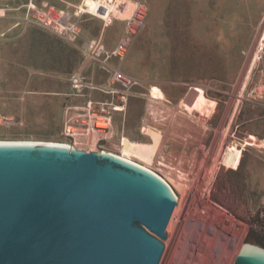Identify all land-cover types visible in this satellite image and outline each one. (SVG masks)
Returning <instances> with one entry per match:
<instances>
[{"label": "rangeland", "instance_id": "rangeland-1", "mask_svg": "<svg viewBox=\"0 0 264 264\" xmlns=\"http://www.w3.org/2000/svg\"><path fill=\"white\" fill-rule=\"evenodd\" d=\"M140 3L146 4L145 28L134 37L123 72L134 82L129 95L149 90L173 104L169 109V103L158 102L164 98L149 95L158 100L151 103L153 120L161 119L167 129L162 149L177 156L151 167L178 197L159 264H235L242 245L253 243L248 234L257 239L256 223L264 222V48L259 51L264 0ZM88 111V104L82 109L53 105L45 121L32 120L30 127L7 124L0 139L65 146V124L73 114L87 118ZM151 135L152 146L125 139V154L143 161L141 152L154 155L161 135ZM100 144L116 151L120 135ZM78 147L100 149L94 142Z\"/></svg>", "mask_w": 264, "mask_h": 264}, {"label": "water", "instance_id": "water-1", "mask_svg": "<svg viewBox=\"0 0 264 264\" xmlns=\"http://www.w3.org/2000/svg\"><path fill=\"white\" fill-rule=\"evenodd\" d=\"M111 152L0 143V264H159L178 197ZM235 264H264L246 242Z\"/></svg>", "mask_w": 264, "mask_h": 264}, {"label": "crops", "instance_id": "crops-1", "mask_svg": "<svg viewBox=\"0 0 264 264\" xmlns=\"http://www.w3.org/2000/svg\"><path fill=\"white\" fill-rule=\"evenodd\" d=\"M91 1L98 3L101 0ZM131 1L140 3L144 0ZM30 4L66 10L74 20L82 22L83 43L99 39L107 51H113L119 45L126 30V22L119 19L105 24L101 17H85L81 8L86 13L100 11L96 10L95 4L89 6L86 0H0V121H3L0 129L7 124L30 127L32 120L45 121L53 105L63 108L66 103L67 109H82L92 102L96 110L104 108L111 116L106 132L94 134V140L108 142L114 133L120 135L116 151L102 144L100 148L150 169L160 159L175 160L177 156L173 157V152L162 149L167 129L161 119L153 120L151 103L158 100L149 95L164 98L165 101L158 102H167L169 109H173L169 99L149 93V90L129 95V86L113 83V72L106 70L102 66L104 63L89 59L79 46L66 44L32 24L27 19ZM126 60L127 57L124 60L112 57L108 67L120 69L127 76L123 72ZM74 76L81 78L78 85L72 83ZM191 108L186 104L187 112L190 113ZM78 115L73 114L71 119ZM8 119L13 122H6ZM197 123L205 128L200 119ZM152 132L161 136L151 164L125 154V139L152 146ZM142 136L147 137L146 140Z\"/></svg>", "mask_w": 264, "mask_h": 264}, {"label": "built area", "instance_id": "built-area-1", "mask_svg": "<svg viewBox=\"0 0 264 264\" xmlns=\"http://www.w3.org/2000/svg\"><path fill=\"white\" fill-rule=\"evenodd\" d=\"M104 2L108 4L107 7L99 8V12H92L88 14L101 17L105 24H111L114 19L126 22L124 36L119 45L113 51L105 50L103 43L99 39H92L86 43H79L82 28L79 22L74 20L72 15L66 12V10H56L54 8L30 4L29 10L27 11V19L32 24L40 27L43 31L48 32V34L59 38L66 44L79 46L89 59L104 63L102 66L106 70L113 72V83L117 82L122 85L130 86L134 82L124 76L120 69L108 67L109 59L112 57H118V59L124 60L127 57L128 49L130 48L134 37L145 28L146 4L136 3L135 11L128 14V8L130 4H133L131 0H101L100 2L94 4L99 6L104 5ZM81 12L84 14L86 13L82 8ZM103 57L105 59H103ZM80 80V77L74 76L72 81L73 85H78ZM88 109L87 118H81L80 116L71 119L65 124L63 137L67 141L66 144H64L67 147L79 148L78 144L82 142L86 144L94 142L95 145L100 146V141H95L93 135L96 133L104 134L106 132L111 116L104 108H98V110L94 109L92 102L88 103ZM98 123H103L104 126H98ZM1 142H3V140L0 139V143ZM99 152L108 151L101 147ZM118 156L122 157L121 155ZM123 158L128 159L126 157ZM157 163L159 165H164V161L162 159L157 161ZM150 170L167 181V178L163 177L161 174L152 169Z\"/></svg>", "mask_w": 264, "mask_h": 264}, {"label": "bare ground", "instance_id": "bare-ground-1", "mask_svg": "<svg viewBox=\"0 0 264 264\" xmlns=\"http://www.w3.org/2000/svg\"><path fill=\"white\" fill-rule=\"evenodd\" d=\"M107 4V3H106ZM108 5V4H107ZM130 8H131V4H130V6H129V8H128V11L130 10ZM264 48V33H263V36H262V39H261V42H260V45H259V51H261L262 49ZM98 126H104V124L103 123H98ZM255 138V137H254ZM3 142H9V141H3ZM3 142H1V143H3ZM20 142H23V141H20ZM26 142H28V141H26ZM29 143V142H28ZM31 143V142H30ZM33 143V142H32ZM36 143V142H35ZM53 145H57V144H53ZM63 147H66V145L65 146H63ZM140 155H142V156H145V158L144 157H142V156H140V158H142V159H144L145 160V162H150V163H152L153 162V155H150V154H148V155H146V154H144V153H140Z\"/></svg>", "mask_w": 264, "mask_h": 264}, {"label": "trees", "instance_id": "trees-1", "mask_svg": "<svg viewBox=\"0 0 264 264\" xmlns=\"http://www.w3.org/2000/svg\"><path fill=\"white\" fill-rule=\"evenodd\" d=\"M256 224H257V227H258L259 226V221ZM260 228L264 229V222H261ZM247 240L248 241H252L254 245L258 244V240L257 239H253V236H252L251 232L248 234ZM259 246L264 248V239H262V240L260 239Z\"/></svg>", "mask_w": 264, "mask_h": 264}, {"label": "flooded vegetation", "instance_id": "flooded-vegetation-1", "mask_svg": "<svg viewBox=\"0 0 264 264\" xmlns=\"http://www.w3.org/2000/svg\"><path fill=\"white\" fill-rule=\"evenodd\" d=\"M260 226H261V220L259 221V226H258V238H257V240H258V246H259V244H260Z\"/></svg>", "mask_w": 264, "mask_h": 264}]
</instances>
